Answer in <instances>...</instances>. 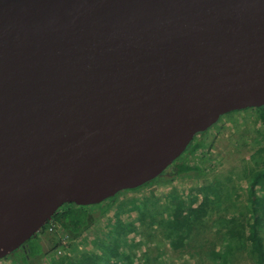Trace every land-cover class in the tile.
<instances>
[{"label": "water", "instance_id": "1", "mask_svg": "<svg viewBox=\"0 0 264 264\" xmlns=\"http://www.w3.org/2000/svg\"><path fill=\"white\" fill-rule=\"evenodd\" d=\"M263 106L264 0H0V260Z\"/></svg>", "mask_w": 264, "mask_h": 264}, {"label": "trees", "instance_id": "2", "mask_svg": "<svg viewBox=\"0 0 264 264\" xmlns=\"http://www.w3.org/2000/svg\"><path fill=\"white\" fill-rule=\"evenodd\" d=\"M252 110L258 112L264 129V106L255 107ZM243 111L245 110L230 112L227 115ZM207 132L196 136L185 154L174 163L176 165L175 170L168 174L163 173L156 179L164 175L170 180L185 175L196 178L203 177L205 159H202L201 163L191 164L188 162V156L198 153V150L203 146V141L199 137ZM260 152L264 156V146L260 147ZM202 153L204 152L202 151ZM245 175L247 176L250 206L234 207L231 217H221L220 224L214 220L215 225L218 226L219 242L222 246V249L217 252L214 248L217 247L218 242L210 243L207 238H203L205 241L201 238V234L203 235L209 226V217L216 210L215 204L222 201V194L219 192L214 193L216 199L211 198L207 192L208 189L215 191L213 188H209L211 185L205 189L197 188L196 193L190 194L188 198L178 195V190L174 188L166 196V203L164 204L158 197L136 198L126 202V205L130 206L127 210L128 212H135L139 223L144 228H148L145 234L152 236V227L155 225L161 227L165 237L170 240L172 248L174 250L181 249L182 254L184 251L191 252L192 249L194 255L199 254V250L202 251L206 244L210 243L206 253L212 258L214 264H232L246 252L248 247L249 254L253 259L255 258L257 264H264V162L257 161L255 167L247 168ZM228 180L230 179L228 178ZM201 191L204 192L203 200L197 207H194V202L198 198L197 195ZM120 193L104 204L114 203ZM104 204L101 203L99 207L79 206L75 203L63 205L40 231L35 233L24 247L22 246L23 248H19L21 252L14 259L22 264H42V259L64 247L62 237L55 238L60 230L63 231L64 235H67L68 239L77 238L83 232L91 229L95 223L97 218L95 219L93 211L102 208V214H104L108 209V207H102ZM106 227L109 228L108 233L107 229L100 228L98 230L99 234L93 241L94 250L80 251L77 249L78 253L76 254L66 251L60 259L52 261L51 264H131L137 243L135 240L129 243L128 236L130 233L138 231L137 225L134 222L125 223L120 220L117 223H110ZM51 230L54 233L52 234L53 237L50 236L44 240L45 236L52 233ZM8 258H10L9 255L3 259Z\"/></svg>", "mask_w": 264, "mask_h": 264}, {"label": "rangeland", "instance_id": "3", "mask_svg": "<svg viewBox=\"0 0 264 264\" xmlns=\"http://www.w3.org/2000/svg\"><path fill=\"white\" fill-rule=\"evenodd\" d=\"M252 109H245V111L234 113L233 115L224 114L215 126L208 129L206 134L199 137L203 141V146L198 150L197 154L188 156V162L191 164L195 162L201 163L202 159H205L203 162L205 164L203 177L196 178L185 175L177 176L173 180H170L167 177L165 178L164 175L149 185H144L136 190L129 189L122 191L114 203L104 204L109 202V199L102 203L104 204L102 207H108L104 214H102V208L92 212L95 219L97 218L95 223L91 229L83 232L77 238L68 239L67 235H64L63 231L60 230L55 235V238L59 239L62 237L64 247L42 259L41 263L51 264L52 261L60 259L66 251L76 254L78 250H94L93 241L99 234L98 230L100 228L107 229L108 233L109 228L106 227L107 225L122 220L125 223L134 222L138 227L137 232H132L128 236L129 243H132L133 240L137 243L131 264H214L212 258L206 253L208 247L211 245L210 243L218 242L217 247L214 248L215 252L222 249L219 242L220 234L218 226L215 225L214 220L220 224L221 217H231L234 207L250 206L248 183L246 180L247 174L245 175V173L247 172V168L255 167L257 161L260 163L264 162V156L260 152V147L264 146V129L262 128L258 112ZM176 162L175 160L164 173L168 174L170 171L175 170L176 165L174 163ZM209 185L211 186L209 187ZM205 187L215 190H207L212 199H216L214 198L216 192L221 193L222 201L215 204L216 210L209 217V226L203 235L201 234L202 240L205 241L203 238H207L210 240V243L206 244L202 251L199 250V254L196 255L192 253L194 252L193 249L190 250L191 252L184 251L183 254L181 253V249L174 250L169 242L170 240L165 237L162 228L157 225L152 227V236L145 234L148 228H144L139 223L135 212H128L127 210L130 206H127L126 202H130L136 198L158 197L161 203L164 204L166 203V196L174 188L178 190V195L188 198L190 194L196 193L197 188L205 189ZM203 195V191L198 193L194 207L200 204L203 200ZM229 195L230 197H227ZM100 204L92 206L99 207ZM51 232L48 236L44 237V240L50 236L53 237L52 234L54 233L52 230ZM19 252H21L20 249L15 250L9 255L10 258L0 260V264H22L17 259H14ZM249 252V248L247 247L246 252L239 259L233 261L232 264H257L255 258L253 259Z\"/></svg>", "mask_w": 264, "mask_h": 264}, {"label": "bare ground", "instance_id": "4", "mask_svg": "<svg viewBox=\"0 0 264 264\" xmlns=\"http://www.w3.org/2000/svg\"><path fill=\"white\" fill-rule=\"evenodd\" d=\"M177 159H178V158H177ZM177 159H176V160H177ZM173 162H174V161H173ZM173 162H172V163H173ZM172 163H171V164H172ZM171 164H169L168 167H169ZM164 172H165V171H164ZM164 172H163V173H164ZM163 173H162V174H163ZM162 174H161V175H162Z\"/></svg>", "mask_w": 264, "mask_h": 264}, {"label": "flooded vegetation", "instance_id": "5", "mask_svg": "<svg viewBox=\"0 0 264 264\" xmlns=\"http://www.w3.org/2000/svg\"><path fill=\"white\" fill-rule=\"evenodd\" d=\"M23 247H24V246H23ZM23 247H22V248H23Z\"/></svg>", "mask_w": 264, "mask_h": 264}]
</instances>
